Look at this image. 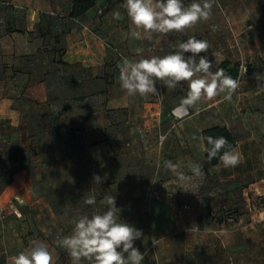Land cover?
<instances>
[{
	"label": "rangeland",
	"instance_id": "1",
	"mask_svg": "<svg viewBox=\"0 0 264 264\" xmlns=\"http://www.w3.org/2000/svg\"><path fill=\"white\" fill-rule=\"evenodd\" d=\"M97 2L86 25L97 29L99 39L85 37L87 29L84 36L86 47L94 50L93 57L85 54L92 72L67 71L64 76L73 80L51 90L49 106L53 112L64 110L65 125L55 135L38 133L32 117L37 109L30 105L28 91L23 94L26 104L15 103L23 114L21 125H9V129L0 119L4 130L0 134V195L9 196V209L3 205L0 209L3 256L17 255L39 241L48 246L52 264H71L57 238L70 235L81 216L102 214L106 210L103 198L111 195L120 220L143 233L134 241L145 254L143 264H264V81L254 76L264 74V0H215L207 21L183 32L157 33L140 40L130 35L133 26L122 7L124 0ZM16 11V16L25 13ZM48 11L44 7L40 14L54 20L63 12L43 13ZM114 12L124 18L114 19ZM25 14L31 20L38 12ZM191 36L209 42L208 52L200 55L212 61V71L224 60L238 66L239 87L230 101L223 95L202 98L184 111L188 82L175 89L158 82L157 94L145 97L125 94L117 67L124 58L162 57ZM137 48L143 52L137 54ZM11 85L7 77L2 88L0 80V93L18 94L20 90ZM74 96L82 99L75 101ZM108 110L115 111L117 122L111 137L123 143L115 147L118 155L109 161L106 144L98 142L101 130L109 125ZM76 115L94 128L91 137H84L90 129L81 131ZM212 125L225 126L235 136L233 152L239 163L225 168L220 162L203 169L202 177L179 182L164 162L179 163L181 171L192 176L190 164L204 166L201 131ZM70 127L77 129L78 139L73 142L65 139ZM91 142H95L92 148ZM15 173L19 174L13 177ZM94 174L103 183L94 184ZM89 196L95 197V205L85 204Z\"/></svg>",
	"mask_w": 264,
	"mask_h": 264
},
{
	"label": "clouds",
	"instance_id": "2",
	"mask_svg": "<svg viewBox=\"0 0 264 264\" xmlns=\"http://www.w3.org/2000/svg\"><path fill=\"white\" fill-rule=\"evenodd\" d=\"M214 3L215 0H190L188 4L184 0H124L122 7L133 26L130 35L140 40L151 39L157 33L183 32L200 21H207ZM113 18L122 20L124 17L114 12ZM209 48L207 40L191 36L179 43L175 52L162 57L124 58L117 65L119 85L128 97H145L157 94L158 82L168 89L188 82L189 90L182 100L184 111L194 107L202 98L211 100L223 95L224 100L230 101L239 81L222 68L212 71V61L207 55H200L207 53ZM136 52L140 54L143 49L137 48ZM254 76L258 81H264V74L256 73ZM206 139L210 146L205 149L208 161L219 157L225 168L239 163L238 155L231 151L225 137L209 136ZM164 167L182 183L203 176L202 164L189 165L192 176L181 171V165L171 160H166ZM93 181L94 184L103 183V178L94 174ZM84 202L95 205L96 199L89 196ZM103 203L106 210L102 214L81 216L74 221L70 235L57 238V245L68 252L71 264H83L84 261L87 264H143L145 254L134 246V241L142 237V231L120 220L115 196H105ZM12 264H52V254L46 244L33 241L29 250L12 258Z\"/></svg>",
	"mask_w": 264,
	"mask_h": 264
},
{
	"label": "crops",
	"instance_id": "3",
	"mask_svg": "<svg viewBox=\"0 0 264 264\" xmlns=\"http://www.w3.org/2000/svg\"><path fill=\"white\" fill-rule=\"evenodd\" d=\"M71 1L72 0H63L60 4H55L53 0H0V60L2 65L4 66L8 80L10 78L12 84L11 86H13L14 89L24 90L22 94L20 91L15 96L9 97L7 95H4L0 99V119L8 120L9 124L12 127H18L19 125H21V116L23 114L20 109L15 106V103L25 102L26 104V101L23 100V94L26 91H28L30 93V96L32 97V99H30L29 101L30 105L34 106V110L37 109L36 117L34 116V114H32V117L34 118L33 122L37 121L39 114L50 112L49 103L51 99V91L47 89L45 80L42 78L41 74L47 72L52 65V56L51 52H49L50 48L52 47V39L49 40L50 45L47 46L46 50L45 46L43 47L41 45L42 39L37 33V27L38 25H40L42 29L43 27H46L48 23L47 19L49 17L47 15H41V9H43L44 7L49 9L50 11L43 12L48 13L49 15L54 14V12L52 11L54 9H60L61 11H63L62 14H59L61 18L55 20L53 18L50 19L52 21V24L59 25L57 30H62L64 32V45L59 54H61V59L63 60V62L66 63V65L64 66L65 70H72L76 72L82 70L85 72H92L93 70L91 64H86L87 61L85 54L88 55L90 53V55L93 57L94 50L92 49V51H89L88 47H86L87 45L85 44L86 42L84 36L88 32L85 37H89L90 39H99L98 34H95L97 29L92 25V28L90 30L86 25L87 21L92 18H90V15L92 14L93 10H95V8H97L99 4L97 0H94V6L89 9L83 17L71 19L68 17V11L71 6ZM47 2L48 5L46 6ZM13 9L15 10V12L11 11ZM17 9H23L25 10V13H27L28 10H33L34 12L37 11L38 14L36 15V18H33L32 16V19L29 20V17H27L24 12V15L16 16V14L18 13V11H16ZM60 24L62 26H60ZM9 27H11V29L13 30L12 32L8 31ZM20 29L24 30L26 34L22 35L16 33V30ZM86 29L88 30L87 32L85 31ZM1 49H3V51ZM55 54V56H58L57 52ZM97 55L98 54H96V57ZM106 55L107 52L102 53L101 58L104 59ZM12 74H15L14 79L11 78ZM74 118L75 123L80 124V127L83 128L81 131L84 132L86 128L90 129L86 131L84 137H91L93 135L92 130L94 128L86 126L85 119L82 118L81 115H76L74 116ZM101 133L102 136L98 140V142L106 144L108 154L105 155V158H109L111 157L112 153L107 143L103 141L104 129L101 130ZM94 143L95 142L89 143V145H91L90 148L95 146ZM87 149H89V147ZM88 156L90 157L89 152ZM91 157H93V154L91 155ZM18 174L19 173H15L12 176H18ZM5 192L6 190H4L2 193ZM8 197V195H0V209H3L2 205L6 206L7 209H9V206L7 205ZM5 251V248L0 245V255H3ZM14 256L15 255L13 254L5 256L4 258H0V264H12V258Z\"/></svg>",
	"mask_w": 264,
	"mask_h": 264
},
{
	"label": "trees",
	"instance_id": "4",
	"mask_svg": "<svg viewBox=\"0 0 264 264\" xmlns=\"http://www.w3.org/2000/svg\"><path fill=\"white\" fill-rule=\"evenodd\" d=\"M95 4L94 0H72L71 1V6L70 9L68 11V17L71 19H77V18H81L85 15V13L91 9ZM47 25L46 27H43V29L41 28L40 25H38L37 27V33L39 35V37H41L42 39V46H45V49L47 50V46H49V40L52 39V47L50 48L49 52H51V68L41 74L42 78L45 80L46 83V87L49 91L52 90L53 87H55L56 85L60 84L62 81H67V79L69 80H73V77L70 76V78L65 77L64 74L67 72L64 68V66L66 65L65 62H63V60L61 59V54L60 51L63 49V34L64 32L62 30H57L59 25L57 24H52V21L50 18L47 19ZM60 26H62L60 24ZM60 29V28H59ZM9 32H12L13 30L11 29V27L8 28ZM16 33L18 34H22L25 35L26 32L22 29L20 30H16ZM49 38V39H48ZM58 53V56H55V53ZM217 68H222L225 70V72L227 74H230L233 78L237 79L238 78V74H239V68L237 65H232L229 61L224 60L222 62H220L217 66ZM66 71V72H65ZM74 73H77L76 71H73ZM15 74H12L11 78L14 79ZM6 72L4 69V66L1 63L0 60V80H2L3 82V86L2 88L6 85ZM21 94L24 92V90H20ZM5 95L4 92L0 93V99ZM72 99H76V100H80L82 99V96H74V98ZM75 100V101H76ZM74 101V102H75ZM63 112L64 110H59V112H53V110L50 108V112L48 113H41L38 115V119L36 122H34V127L37 129L38 133L40 134H44V135H55L57 133V131L63 127L64 125L62 124L61 118L63 117ZM115 111H111L108 110L107 112V117H108V122L109 125L107 126L106 129H104V137H103V141L107 143L108 147L111 150V157L107 158L106 160L109 161L111 159H115L118 155V152L116 150V146H121L123 145L122 142H117V140L113 137H111V129L116 128L117 122L115 120V116L114 114ZM67 115V114H66ZM67 119L69 118V116L66 117ZM2 124H6L7 127L10 129V124L8 120H4V122H2ZM1 124V120H0V134H2V132H4L3 128ZM76 128L70 127V130H68L65 139L67 141L73 142L76 141L78 138L75 135L76 133ZM214 137V138H218V137H225L229 144L231 145V151H233L236 148V143L237 140L235 138V136L232 134V132L225 126H221V125H212L209 127H206L204 129H202L201 131V141L203 144V161H204V166L203 169L204 171H207V167H215L220 163L219 157L212 159L211 161H208L207 159V153L205 151V149L207 147H210L207 144V137ZM23 137L25 138L26 136L23 135ZM5 140V139H4ZM72 152V151H71ZM84 158L87 161H90L88 158H86L84 156ZM18 164V161L16 162ZM0 258H4L3 255H0Z\"/></svg>",
	"mask_w": 264,
	"mask_h": 264
},
{
	"label": "built area",
	"instance_id": "5",
	"mask_svg": "<svg viewBox=\"0 0 264 264\" xmlns=\"http://www.w3.org/2000/svg\"><path fill=\"white\" fill-rule=\"evenodd\" d=\"M14 214H16L18 217L20 215L17 210H14Z\"/></svg>",
	"mask_w": 264,
	"mask_h": 264
}]
</instances>
